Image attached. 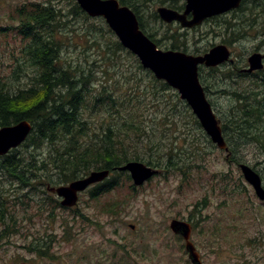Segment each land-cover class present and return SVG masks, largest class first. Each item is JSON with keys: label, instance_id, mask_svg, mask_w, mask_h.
<instances>
[{"label": "rangeland", "instance_id": "obj_1", "mask_svg": "<svg viewBox=\"0 0 264 264\" xmlns=\"http://www.w3.org/2000/svg\"><path fill=\"white\" fill-rule=\"evenodd\" d=\"M28 1L47 3L48 0H0V29H3V31L0 30V77L6 78L9 89L15 92L19 89L24 90L31 83L30 77L33 71L29 67L30 64H26L27 61H25L24 50L27 42L22 40V36L17 31L20 25L19 8ZM50 1L54 6L66 11L70 8L68 0ZM180 4L185 7V0H181ZM161 7L169 8L160 5L156 7V11ZM234 11L236 10L222 16L224 18L216 17L207 20L192 30H180L182 34H186L187 45L190 47L186 54L199 56L194 55L193 51L199 49L206 54L210 49L221 44L226 45L231 51L229 62L217 68L201 66L203 72L199 69L200 78L203 76L205 80L204 87L206 85L210 87V92L207 93L208 99L219 120V114L223 115V121L230 119L229 109L234 103L221 91L257 90L254 78L239 77L234 80H225L224 76L230 73L238 76V71L248 68L250 56L255 53L264 54V36H257L255 29L247 30L243 36L244 39L234 41L235 36L233 39L227 38L225 20L235 23ZM150 20L146 18V24ZM73 21L75 24L73 29L78 33L83 32L89 24L102 29L105 33L99 41L104 50H106V43L113 47L118 40L115 35L106 32L107 27L101 28L103 23L100 18H91L90 21L84 19ZM65 27H61V32H55V39L60 44L62 56L66 55V44H68ZM152 27L158 30L159 23L153 24ZM156 30L154 32L157 39H163L160 36L163 28L160 27L159 32ZM75 40L80 48L92 45L90 52L93 49L95 51L91 52L90 58L95 56L98 47L93 43L90 44L93 38L87 35ZM230 42L231 45H229ZM167 43L171 42L163 40V44L167 45ZM96 44H98L97 40ZM159 49L165 51L164 47ZM70 55L75 59L80 57V54L78 55L72 48ZM124 61L126 65L120 66L119 73L124 72L127 67L129 69L128 59ZM236 67L240 69L237 70ZM96 68V66L91 67L92 70ZM97 72L98 80H100L102 72L99 70ZM146 88L153 91L150 86ZM147 95L143 98L145 104L140 105V108L144 117H147L145 126L150 130L140 140L137 153L144 158L147 150H150V146L146 147L148 141L155 144L161 142L159 150L164 155H160L161 159L151 166L158 170L159 174L142 186H135L128 172L112 173L111 181L116 183L114 177L117 175L119 186L114 188L113 185L107 194L98 193L92 198L83 196L82 206L79 207L81 211L70 212L64 210L59 203V206L55 204L56 194L49 188H54L56 191L61 186L54 185L59 175L52 170L48 178L33 182L32 191L27 190L29 194H26L23 201L20 200L22 204L12 213L10 228L5 229V225L0 223V264H107L106 257H113L112 264H127L125 251L133 252L140 249V246L146 248L144 264H185L175 242L170 239L168 243L163 239V236H167L162 233L164 228L157 226L158 221L165 222L176 215L191 218L201 226V229L206 228L208 236L210 235L205 242L207 264H264V205L261 204L255 191H251L252 187L245 181L240 166L233 163L231 156L229 160H226V155L221 154V151L213 144L209 148L202 143L201 146L206 153L189 155L192 165L190 171L165 172L161 166V160L166 161L170 157L168 153L170 150L167 147H177L178 150L183 147L188 154L190 153L191 143L188 141V144H185L182 140H176L175 136L180 133L188 134V130L193 127L192 119L178 107V112L182 113H178L180 117L175 118L176 125L163 124V118L172 112V107L178 103L177 100L182 101L180 96L176 98L170 91L157 96L147 92ZM145 107L148 108L145 109ZM236 122L240 124L241 120L237 118ZM100 123L101 121L96 118L89 122L94 129L99 127ZM195 134L198 137L203 135L208 137L203 129ZM243 135L239 134L237 139H233L234 135L228 136L229 147L232 148V142L241 164L252 167L261 175L264 183V154L255 146V143L246 140L248 138ZM26 151L22 148V152ZM38 151L41 154L40 159L46 160L49 149L44 148ZM156 151L153 154L155 160L160 158ZM43 176L46 177V175ZM0 187L7 191V196L9 193L17 194L18 187L2 174H0ZM92 190L94 193L95 189ZM107 204H113L110 210H106ZM131 224L136 225V231L130 229ZM7 231L11 232L6 235ZM38 241L48 247L45 254H41L36 248ZM169 245L173 248L167 251Z\"/></svg>", "mask_w": 264, "mask_h": 264}, {"label": "trees", "instance_id": "obj_2", "mask_svg": "<svg viewBox=\"0 0 264 264\" xmlns=\"http://www.w3.org/2000/svg\"><path fill=\"white\" fill-rule=\"evenodd\" d=\"M68 1L70 8L67 11L54 6L50 0L47 3L28 1L19 8L20 25L17 31L22 36V40L27 42L24 50L25 61L26 64H30L29 67L33 71L30 77L31 83L24 90L19 89L16 92L9 89L6 78L0 77V129L23 121L29 122L33 129L24 144L10 151L8 155L0 157V174L13 181L18 187L17 194L9 193L8 196L7 191L0 187V223L5 225V229L10 228L12 213L22 204L21 201L26 198V194H29L27 190L32 191L33 182L48 178L52 170L59 175L58 180L55 184L54 180L53 184L60 186L92 172L109 171L111 174L119 172L118 168L130 161H141L153 166L154 162L159 161L164 155L159 150L162 143H149L151 141L147 142L146 147L150 146V150H147L144 158L137 153L140 140L150 130L145 126L147 117L141 113L140 105L145 104L143 98H146L147 92L157 96L170 91L176 98L179 94L164 81L157 80L151 71L144 69L135 55L126 50L119 40L113 44V47L106 43V50L102 49L99 41L105 33L102 29L89 24L83 32L75 31L73 20L90 21L91 18L74 0ZM118 1L136 14L140 29L158 47H164L165 51L185 53L190 50L186 34L180 32L183 29L176 24L167 25L161 22L156 11V7L160 5L182 11L184 7L180 4L181 0ZM234 16H236L235 23L225 20L227 38L233 39L235 36L234 41L244 39L247 30L253 29L257 30V36H264V0H245L239 9L234 11ZM146 18L151 19L148 24L145 22ZM100 19L103 23L101 28L107 27L106 32L115 35L105 20ZM155 23H159L158 30L152 27ZM62 26L66 28L68 40L66 55L63 54L66 57L60 53V44L55 39V32H61ZM0 30L3 31L2 28ZM155 30L162 32L160 36L163 39H157ZM87 35L94 39L90 44L93 43L98 47L97 53L92 57L93 60L90 58L91 52L95 51L93 49L90 52L93 46L80 48L75 40ZM163 40L171 43L165 45ZM71 48L73 51L76 50L78 55L80 54L79 58L75 59L70 55ZM193 53L204 54L199 49ZM126 59L130 63L129 69L127 67L124 72L119 73L120 66L126 65L124 63ZM93 66L97 68L92 70ZM97 70L102 72L100 80ZM202 70L200 68V71ZM243 70L238 71V76L234 73L227 74L224 76L225 80L239 77L254 78L257 90L221 91L234 104L229 109L228 121H223V115L218 113L220 123L228 146H230L228 136L234 135L233 139H237L239 134H244L243 136L248 138L246 140L255 143L264 154V71L246 74ZM213 71L216 72L217 69ZM200 79L203 84L205 82L203 76ZM146 86H150L153 91ZM209 88L205 86L206 93L210 92ZM177 101L178 103L172 107V112L163 118L162 123L176 125L175 118L180 117L178 113H182L178 112L180 107L187 116L191 117L193 127L188 130V134H177L175 139L182 140L185 144L189 141L192 147L189 149V154L183 147L179 150L177 147H167L170 150L168 152L170 157L166 161L161 160L165 172L190 171L192 165L189 155L205 154L202 143L209 148L213 146L208 137L205 135L198 137L195 134L197 131H202L199 121L185 102ZM94 118L101 121L96 129L89 124ZM237 118L241 120L240 124L236 122ZM231 145L233 146L232 142ZM22 148L27 151L22 152ZM44 148L49 149V154L47 159L42 161L38 150ZM30 149L35 152H31ZM155 151L158 156L162 155L157 160L153 159ZM231 158L233 159V154ZM236 158L241 163L238 156ZM116 176L114 188L119 186ZM10 232L7 231L6 235ZM37 243L38 251L45 254L48 247L41 241Z\"/></svg>", "mask_w": 264, "mask_h": 264}, {"label": "water", "instance_id": "obj_3", "mask_svg": "<svg viewBox=\"0 0 264 264\" xmlns=\"http://www.w3.org/2000/svg\"><path fill=\"white\" fill-rule=\"evenodd\" d=\"M91 18H103L108 27L115 33L121 45L137 57L142 67L151 71L157 80L164 81L180 96L181 100L191 108L202 129L212 143L222 151L227 150L223 130L211 104L206 98L200 83L199 69L219 67L231 59V51L226 45H218L205 55L193 56L180 51H163L140 29L136 14L128 7L122 6L118 0H74ZM244 0H185L184 12L167 7L157 10L159 17L167 24L179 23L184 29H194L207 20L225 15L240 8ZM189 16L192 18L189 19ZM264 54L250 57V68L247 73L264 69ZM32 125L23 121L11 127L0 129V157L19 148L26 142L32 132ZM245 181L254 189L259 200L264 201V186L261 176L250 166L240 167ZM128 172L135 186L158 174V170L138 161H131L119 168ZM109 171L93 172L84 180H78L69 186H61L55 192L62 198V206L73 207L78 202V193L83 192L91 184L104 180ZM183 223L174 221L172 228L183 227ZM187 250L193 264L199 263V255L189 242L190 232L186 229Z\"/></svg>", "mask_w": 264, "mask_h": 264}, {"label": "flooded vegetation", "instance_id": "obj_4", "mask_svg": "<svg viewBox=\"0 0 264 264\" xmlns=\"http://www.w3.org/2000/svg\"><path fill=\"white\" fill-rule=\"evenodd\" d=\"M184 10H185V7L182 11H179V12L182 13V12H184ZM191 18L192 17L189 16V19H191ZM175 24H177V23H175ZM177 25H179L181 27V25L179 23ZM184 30L187 31V30H192V29H184ZM263 63H264V60H263ZM227 146H228V143H227ZM221 154L226 155V160H229L230 156L233 154V163H239L237 161V158H236L237 154H236L233 146H232V148H230L228 146V150L221 151ZM90 175H91V173L89 174V176ZM111 175L112 174L110 173L104 180H102L100 182L93 183L89 187H87L86 190L78 193V202L73 207L62 206V200L63 199L59 198L57 196L54 188H51V189L49 188V190L52 193L56 194L55 197L53 196L55 199H57L55 201L56 202L55 204L58 205V203H59V205L66 211L76 212V211L80 210L79 207L82 206L81 198L83 196H87V197L92 198V197H94V195H97L98 193H100V194L109 193V190H111L113 185L115 184V182L111 181V178H110ZM89 176L88 175L84 176V178L82 180L87 179ZM76 181H78V180H76ZM67 185H60V186H67ZM93 188L95 189L94 193L92 190ZM252 190L253 189L251 188V191ZM134 191H138V190L134 189ZM261 204L264 205V201H261ZM112 205L113 204H107L105 206L106 210H110ZM171 207H173V206L171 205ZM174 221H178L180 223H183L184 224L183 227L180 226V227H176L175 229H173L172 223ZM157 226L164 228L162 233L166 234L167 236H163V239L167 240L168 243H169L170 239L175 242V245L180 249V253H181L182 257L184 258V263L185 264H193V262L190 258V253L187 250V240L184 236L185 230L189 229V232H190L189 242H191L193 244L196 253L199 255V263L200 264H207V262L205 260V256L207 255V253L205 252V242L209 239L210 235L208 236V233H207V230L205 227L203 229H201V226L198 225L197 223H195L193 221V219L183 217L180 215H176L171 220H165V222L163 220H160V221H158ZM129 227L133 231H136V225L131 224V225H129ZM110 242H112V241H110ZM172 248H173V246L169 245L167 248V251H170V249H172ZM125 252H126L125 255H126V259H127L126 260L127 264H144L143 259L145 258V255H146V248L144 246H140V249L135 250L133 252H131V251L128 252L127 250ZM112 259H113V257H110V258L106 257V263L112 264Z\"/></svg>", "mask_w": 264, "mask_h": 264}, {"label": "bare ground", "instance_id": "obj_5", "mask_svg": "<svg viewBox=\"0 0 264 264\" xmlns=\"http://www.w3.org/2000/svg\"><path fill=\"white\" fill-rule=\"evenodd\" d=\"M245 1V0H244ZM178 11V10H177ZM157 14H158V12H157ZM158 16H159V14H158ZM160 18V17H159ZM160 20L164 23V21L160 18ZM255 54H261V53H255ZM254 55V54H253ZM251 57V56H250ZM250 57H249V59H250ZM248 59V60H249ZM217 68V67H216ZM250 68V64H249V61H248V68H247V71H248V69ZM264 70V69H263ZM263 70H261L262 72H263ZM246 74H248L247 73V71H246V69H244L243 70ZM258 73H260V71H257ZM250 74H257L256 72H254V73H250ZM199 78H200V76H199ZM200 83H201V85H202V87H203V89H204V93H205V95H206V98H207V100L209 101V99H208V96H207V93H206V90H205V87H204V85L202 84V81H201V79H200ZM79 87V86H78ZM209 103L211 104V102L209 101ZM211 106H212V108H213V105L211 104ZM190 108V107H189ZM191 109V108H190ZM213 110H214V108H213ZM192 111V110H191ZM193 113V112H192ZM216 114V113H215ZM194 115V114H193ZM195 116V115H194ZM217 116V115H216ZM218 118V117H217ZM219 120V119H218ZM220 121V120H219ZM238 164V166H242V165H246V164H241V163H237ZM260 175V174H259ZM261 176V175H260Z\"/></svg>", "mask_w": 264, "mask_h": 264}]
</instances>
